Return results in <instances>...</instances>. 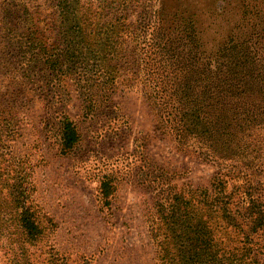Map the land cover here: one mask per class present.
I'll use <instances>...</instances> for the list:
<instances>
[{"label": "trees", "instance_id": "obj_1", "mask_svg": "<svg viewBox=\"0 0 264 264\" xmlns=\"http://www.w3.org/2000/svg\"><path fill=\"white\" fill-rule=\"evenodd\" d=\"M132 1L50 0L48 15L21 5L3 8L0 22L9 39H16L13 47L26 69L40 66L46 85L63 94L66 79L75 83L84 117L118 89L141 85L157 126L172 135L177 149L214 166L208 186L158 203L183 264H260L264 183L254 177L264 176V0H243L239 20L209 50L196 28L178 24V14L129 23ZM48 29L57 33L53 41L44 33ZM131 45L140 65L132 73L126 70ZM59 116L64 153L79 133L70 118ZM100 184L107 204L112 186L107 179ZM9 187L4 200L14 212L11 220L36 238L42 228L26 204L25 189ZM220 222L239 243L223 251V259L212 226Z\"/></svg>", "mask_w": 264, "mask_h": 264}, {"label": "rangeland", "instance_id": "obj_2", "mask_svg": "<svg viewBox=\"0 0 264 264\" xmlns=\"http://www.w3.org/2000/svg\"><path fill=\"white\" fill-rule=\"evenodd\" d=\"M243 4L133 0L127 11L134 25L178 14V24L196 28L209 50L239 20ZM21 5L38 8L42 16L51 11L50 0H0V18L3 8L15 11ZM6 33L0 22V264H183L158 203L208 186L214 166L177 149L172 135L157 126L141 85L118 89L84 117L75 83L66 79L64 94L46 85L40 66L26 69L13 47L16 39ZM44 33L50 41L57 34ZM129 47L126 70L132 73L140 65ZM62 113L79 133L74 148L64 153L58 129ZM104 179L112 186L107 204L100 188ZM256 179L264 183V176ZM14 183L25 189L26 204L42 228L34 239L11 220L14 212L4 197ZM212 226L223 259V251L239 244L238 237L221 222Z\"/></svg>", "mask_w": 264, "mask_h": 264}]
</instances>
